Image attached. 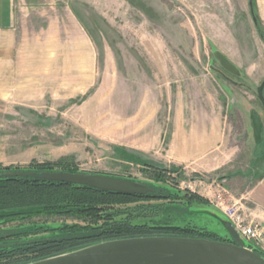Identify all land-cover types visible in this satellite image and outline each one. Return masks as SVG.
Wrapping results in <instances>:
<instances>
[{
  "label": "rangeland",
  "instance_id": "374dc122",
  "mask_svg": "<svg viewBox=\"0 0 264 264\" xmlns=\"http://www.w3.org/2000/svg\"><path fill=\"white\" fill-rule=\"evenodd\" d=\"M66 1L70 32L77 23L93 50L21 53L18 90L13 98L0 99V172L96 174L177 189L178 200L150 202L163 207L149 224L191 225L226 240L221 226L201 213L210 206L186 193L218 209L240 205L221 185L214 186L230 171L254 168L247 109L249 103L263 108L256 96L261 83L249 82L222 53L255 52L258 28L246 16L244 0ZM217 54L237 74L225 70ZM200 109L222 113L230 153L236 152L232 170L214 177L186 173L166 160L175 126L187 124ZM251 179L236 178L232 185L243 189ZM133 206L105 205L99 210L106 215L98 210L97 218L52 215L2 222L0 234L18 235L12 242L60 237L55 231L64 227L124 221ZM36 257L24 258L33 262Z\"/></svg>",
  "mask_w": 264,
  "mask_h": 264
},
{
  "label": "crops",
  "instance_id": "0c3cea01",
  "mask_svg": "<svg viewBox=\"0 0 264 264\" xmlns=\"http://www.w3.org/2000/svg\"><path fill=\"white\" fill-rule=\"evenodd\" d=\"M244 3L247 5L246 16L248 15L253 26L258 28L254 29L255 52L250 56L245 52L247 49L241 48L239 53H222L233 65L244 71L249 82L260 84L264 80V40L258 33L264 37V0H244ZM66 4V0H0V99L4 100L8 96L13 98V94L18 90L22 52L68 48L79 51L83 50L84 46H88L86 48L89 51L93 50L89 47L90 43L85 44L83 33L76 22L72 24L73 31L70 32ZM72 33L76 38L70 40ZM70 45L75 47H69ZM6 91L12 93V96L6 94ZM249 99L251 97H248ZM249 104V119L252 111L255 112L263 123V131L260 142L257 145L255 143L252 150L254 160L251 162L254 168L246 171V174L237 170L230 171V164L235 161L236 152L230 153L222 113H216L212 109L195 111L194 115H190L187 124L175 126L166 151V160L182 167L184 172H193L196 175L214 177L229 170L230 173L220 176L221 184L216 183L214 189L221 185L222 191L229 192L230 198L241 204L247 219L262 229L263 240L257 249L264 254V108L257 110L254 103ZM249 124L251 127V122ZM247 175L252 178L249 185H244L243 189L232 185L236 178L244 179ZM208 203L213 206L209 201Z\"/></svg>",
  "mask_w": 264,
  "mask_h": 264
},
{
  "label": "trees",
  "instance_id": "16d2710c",
  "mask_svg": "<svg viewBox=\"0 0 264 264\" xmlns=\"http://www.w3.org/2000/svg\"><path fill=\"white\" fill-rule=\"evenodd\" d=\"M260 36L264 40L261 33ZM7 173L10 172H0V223L52 215L71 217L88 215L97 218L96 212L105 205L134 206L126 209L130 212L126 214L127 219L124 221L103 222L96 227H64L55 231L63 234L60 237L12 242L11 238L18 235L0 234V264H27L30 263L24 258L27 255L37 256L34 261H38L90 244L132 237L181 236L226 241L217 239L214 233L191 225L179 227L149 224L158 218L163 207L162 204L150 205V202L178 200L180 191L177 189H173L175 192L173 193L165 188L148 187L151 191L146 195H126L36 177L7 176ZM186 194L192 201L209 205L207 200L198 195L189 192ZM99 212L106 215L102 209ZM115 214L111 213L113 216ZM138 219H145L148 223L133 222ZM256 253L264 256L260 251Z\"/></svg>",
  "mask_w": 264,
  "mask_h": 264
},
{
  "label": "water",
  "instance_id": "95a60500",
  "mask_svg": "<svg viewBox=\"0 0 264 264\" xmlns=\"http://www.w3.org/2000/svg\"><path fill=\"white\" fill-rule=\"evenodd\" d=\"M216 57L225 70L237 74L235 67L222 55ZM263 88L264 80L256 90L257 99L264 108ZM250 121L254 142L258 144L263 123L254 112L250 114ZM6 175L36 177L126 195L149 192L146 186L129 180L96 174L15 171ZM201 213L221 226L228 237L226 241L181 236L132 237L90 244L27 264H264V256L256 253L257 247L250 242L246 246V240L218 208L210 206Z\"/></svg>",
  "mask_w": 264,
  "mask_h": 264
},
{
  "label": "built area",
  "instance_id": "2783aa9c",
  "mask_svg": "<svg viewBox=\"0 0 264 264\" xmlns=\"http://www.w3.org/2000/svg\"><path fill=\"white\" fill-rule=\"evenodd\" d=\"M231 222L237 232L248 242L256 247L260 246L263 240L262 229L251 223L245 216L241 204H232L225 209H219Z\"/></svg>",
  "mask_w": 264,
  "mask_h": 264
},
{
  "label": "flooded vegetation",
  "instance_id": "af4514ba",
  "mask_svg": "<svg viewBox=\"0 0 264 264\" xmlns=\"http://www.w3.org/2000/svg\"><path fill=\"white\" fill-rule=\"evenodd\" d=\"M147 188H148V187H147ZM148 189H149V188H148ZM150 191H151V190L149 189V192H150ZM149 192H148V193H149Z\"/></svg>",
  "mask_w": 264,
  "mask_h": 264
}]
</instances>
